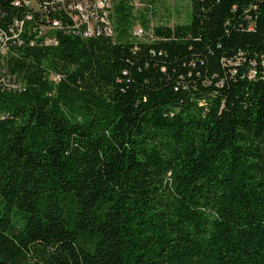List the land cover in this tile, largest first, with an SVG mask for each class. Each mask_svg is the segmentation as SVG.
<instances>
[{
    "label": "trees",
    "instance_id": "obj_1",
    "mask_svg": "<svg viewBox=\"0 0 264 264\" xmlns=\"http://www.w3.org/2000/svg\"><path fill=\"white\" fill-rule=\"evenodd\" d=\"M111 4L0 56V264H264V0Z\"/></svg>",
    "mask_w": 264,
    "mask_h": 264
},
{
    "label": "built area",
    "instance_id": "obj_2",
    "mask_svg": "<svg viewBox=\"0 0 264 264\" xmlns=\"http://www.w3.org/2000/svg\"><path fill=\"white\" fill-rule=\"evenodd\" d=\"M15 4L25 9L24 18L14 19L7 31L0 29L1 57L10 44L19 39L27 22L32 24L31 30L35 34V40H41L45 45L56 43V40L48 35L52 31H63L80 38L111 35L113 32L110 18L111 0H16ZM132 32L137 37L144 34L140 25H135ZM35 40L32 38V41ZM1 64L3 60H0ZM251 73L254 74L253 71ZM51 77L55 80V75ZM0 86H18L14 77L2 70L1 66Z\"/></svg>",
    "mask_w": 264,
    "mask_h": 264
},
{
    "label": "rangeland",
    "instance_id": "obj_3",
    "mask_svg": "<svg viewBox=\"0 0 264 264\" xmlns=\"http://www.w3.org/2000/svg\"><path fill=\"white\" fill-rule=\"evenodd\" d=\"M158 4L156 9L158 10L156 18L154 19V23H165L168 25H173L174 23L181 22L184 19L185 16V0H157ZM138 4V3H137ZM165 8H173V9H178L179 14L176 15L177 13H173L172 15L168 18L166 16V11ZM139 25V24H135ZM52 76V75H51Z\"/></svg>",
    "mask_w": 264,
    "mask_h": 264
},
{
    "label": "bare ground",
    "instance_id": "obj_4",
    "mask_svg": "<svg viewBox=\"0 0 264 264\" xmlns=\"http://www.w3.org/2000/svg\"><path fill=\"white\" fill-rule=\"evenodd\" d=\"M56 80H57V78H56Z\"/></svg>",
    "mask_w": 264,
    "mask_h": 264
}]
</instances>
